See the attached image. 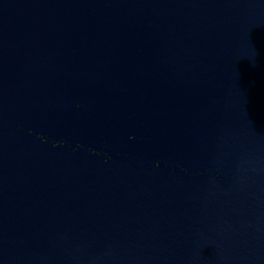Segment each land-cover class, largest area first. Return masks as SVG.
<instances>
[{
	"label": "water",
	"instance_id": "obj_1",
	"mask_svg": "<svg viewBox=\"0 0 264 264\" xmlns=\"http://www.w3.org/2000/svg\"><path fill=\"white\" fill-rule=\"evenodd\" d=\"M0 264H264V0H0Z\"/></svg>",
	"mask_w": 264,
	"mask_h": 264
}]
</instances>
